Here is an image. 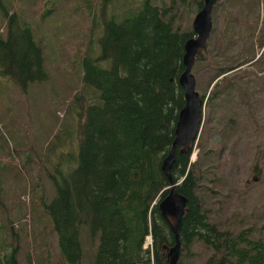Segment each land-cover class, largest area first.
Wrapping results in <instances>:
<instances>
[{
	"label": "trees",
	"instance_id": "obj_1",
	"mask_svg": "<svg viewBox=\"0 0 264 264\" xmlns=\"http://www.w3.org/2000/svg\"><path fill=\"white\" fill-rule=\"evenodd\" d=\"M8 1L0 0V82L7 80L26 94L31 84L48 79L45 57L38 33L31 28L34 20H26L24 13L15 10L13 0ZM80 2L90 33L84 34L81 51L73 53L70 65L78 59L80 88L73 91L65 108L66 115L73 111L79 117L75 125L78 145L71 134L51 148V141L46 145L42 161L53 168L47 177L55 194L48 203L41 201V206L50 218L60 258L67 264H81L85 229L91 240L99 242L92 264H168L167 249L174 246L175 239L157 205L169 188L161 166L170 153L179 112L186 102L178 80L185 66L184 45L193 31L176 25L172 5L142 0L139 11L117 15L122 18L117 21V16L108 12L114 0ZM202 3L197 0L194 8L200 10ZM51 10L40 14L41 22ZM96 29L101 31L98 36ZM223 34L228 41L229 33ZM218 46L214 53L208 43L195 57L198 62L200 55L209 52L205 62L213 70L209 84L214 83L206 97L201 95L206 100V116L196 143L199 147L222 145L218 154L211 148L206 152L217 161L224 145L215 132L221 125L215 116L216 103L220 99L230 104L226 90L243 76L228 73L244 60L230 57L228 64L220 52L223 41ZM216 56L227 64H218ZM248 61H254V56ZM237 91L239 99L232 102V111L236 102L250 106L246 91L240 86ZM59 145L61 152H57ZM180 151L176 149L171 176L176 183L182 181L176 188L188 200L179 232L182 253L189 251L194 241H201L214 249L206 264H264V223L261 237L254 239L250 229L234 234L209 222L198 190L201 179L217 161L204 173L199 156L193 164L189 161L191 151ZM4 196L0 180V210ZM148 237L152 241L146 247ZM4 246L0 244V264H17V249L6 251ZM177 263L181 264L180 258Z\"/></svg>",
	"mask_w": 264,
	"mask_h": 264
},
{
	"label": "rangeland",
	"instance_id": "obj_2",
	"mask_svg": "<svg viewBox=\"0 0 264 264\" xmlns=\"http://www.w3.org/2000/svg\"><path fill=\"white\" fill-rule=\"evenodd\" d=\"M141 1L114 0V6H111L116 7L115 11L109 8L108 12L117 16L127 11H139ZM149 1L157 6L172 5L176 25L192 30L197 0ZM79 3L82 4L80 0H13L16 11L24 13L26 20H34L31 28L38 33L37 40L42 46L48 73L47 80L31 84L26 94L7 80L0 82V180L5 195L0 210V244L5 245L6 251L11 247L17 249V264H67L60 258L50 218H46L41 206V201L48 203L55 194L52 181L47 177V172L53 168L51 163L42 160L50 141L51 148L71 134L78 145L75 125L79 117L73 111L66 115L65 108L73 91L80 88L78 59L75 65H70L73 53L81 51L83 36L90 33L88 17ZM46 9H52L51 14L41 22L39 16ZM212 12L213 28L206 45L209 43L210 48L213 47L210 50L216 53V46L223 41L220 52L228 58V64L230 57H242L241 64H234L239 67L228 74H239L243 78L231 83L232 88L226 90L230 104L220 99L216 103L215 116L220 118L221 125L215 135L223 140L222 158L217 161L211 156L218 154L222 145L219 148L210 144L199 147L197 142L190 148L189 161L195 164L199 156L204 173L211 162L217 161L209 175L201 179L198 190L204 197L209 222L216 224L220 231L228 230L234 234L250 229V237L258 239L261 237L260 226L264 223V53L259 57L264 52V46H260L264 42V0H217ZM115 19L122 18L117 16ZM99 32L100 29H96L95 36ZM223 32L229 33L228 41L223 39ZM208 53L200 55L198 62L194 59L191 70L196 77L197 91L205 97L213 86V82L209 84L212 66L205 62ZM77 55L80 57V53ZM253 56L254 61L247 62ZM215 61L226 63L219 56ZM239 86L246 91L250 106L236 102L232 111V102L239 99ZM203 112L204 123V109ZM209 127L212 137L213 125ZM208 148L215 151L207 155ZM58 151H62L60 145ZM52 155L55 154L52 152ZM253 166L259 169L258 174L252 171ZM85 230L81 264H92L99 242L91 240ZM151 241L148 237L146 247ZM213 251L201 241H194L189 251L182 253L181 250L180 263L206 264Z\"/></svg>",
	"mask_w": 264,
	"mask_h": 264
},
{
	"label": "water",
	"instance_id": "obj_3",
	"mask_svg": "<svg viewBox=\"0 0 264 264\" xmlns=\"http://www.w3.org/2000/svg\"><path fill=\"white\" fill-rule=\"evenodd\" d=\"M217 0H203L202 7L198 10L192 20L193 36L189 41L185 42L183 56L184 71L178 80L179 85L184 88V103L183 108L179 112L176 122V129L174 131L175 140L170 147V153L166 155L162 162V173L168 177L169 188L165 195L160 198L158 209L162 213L163 219L170 226V233L174 240V246L167 249L166 260L168 264H178L179 254L181 253V238L179 236L182 228V219L185 216L186 203L188 202L186 196H182L178 192L179 183L172 179L171 168L175 162L176 149H180V153L191 151L190 148L199 140L201 128H203V109L206 100H202L200 93L197 91L195 75L191 73L192 67L195 64L194 59L199 51L205 47L211 30L213 6ZM214 83H212L213 85ZM157 203V202H156Z\"/></svg>",
	"mask_w": 264,
	"mask_h": 264
},
{
	"label": "flooded vegetation",
	"instance_id": "obj_4",
	"mask_svg": "<svg viewBox=\"0 0 264 264\" xmlns=\"http://www.w3.org/2000/svg\"><path fill=\"white\" fill-rule=\"evenodd\" d=\"M237 68V67H236ZM252 171H254L256 174L259 173V169L257 170V166H253Z\"/></svg>",
	"mask_w": 264,
	"mask_h": 264
},
{
	"label": "built area",
	"instance_id": "obj_5",
	"mask_svg": "<svg viewBox=\"0 0 264 264\" xmlns=\"http://www.w3.org/2000/svg\"><path fill=\"white\" fill-rule=\"evenodd\" d=\"M25 197H27V196H25Z\"/></svg>",
	"mask_w": 264,
	"mask_h": 264
}]
</instances>
